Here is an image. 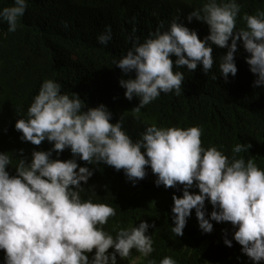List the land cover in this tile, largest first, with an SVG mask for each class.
I'll use <instances>...</instances> for the list:
<instances>
[{"label": "clouds", "instance_id": "9594fccd", "mask_svg": "<svg viewBox=\"0 0 264 264\" xmlns=\"http://www.w3.org/2000/svg\"><path fill=\"white\" fill-rule=\"evenodd\" d=\"M27 7L28 0H13L0 8V21L7 23L9 33L17 30ZM239 12L236 0H207L187 16L189 22L195 18L208 25L204 39L177 21L164 31L161 24L143 42L133 37L126 55L113 61L125 76L135 74L119 81L129 101L139 98L131 110L133 117L139 119L141 109L161 93L181 94L184 73L174 67L186 66L193 72L202 65L208 75L214 63L213 45L227 49L219 63L225 80L237 73L234 54L239 41L250 54L246 62L256 76L254 87L264 86V11L245 14L246 27L237 30ZM97 39L102 45L111 41V26H105ZM85 108L78 94H62L61 85L47 79L27 118L16 121L22 141L39 146L47 140L53 147L34 150L30 161L21 156L15 174L7 170L11 157L0 152L3 264H117V257L128 259L133 249L143 257L153 252L149 228L154 225L147 221L119 227L115 236L103 230L116 210L81 199V182L86 184L93 170L78 166L77 158L122 169L134 184L145 178L150 167L156 186H182V195H173L172 231L182 236L187 220L191 221L205 249L202 264H264V169L238 157L248 148L236 144L229 158L215 146H202L198 126L158 127L155 123L146 126L134 142L123 130L122 118L111 122L112 113L104 104ZM65 149L70 150L71 159L58 158ZM160 264L176 261L165 257Z\"/></svg>", "mask_w": 264, "mask_h": 264}, {"label": "trees", "instance_id": "16d2710c", "mask_svg": "<svg viewBox=\"0 0 264 264\" xmlns=\"http://www.w3.org/2000/svg\"><path fill=\"white\" fill-rule=\"evenodd\" d=\"M206 2L28 0L15 32L9 33L7 23L0 21V152H7L11 157L9 173L15 174L21 156L30 161L34 150L48 151L53 147L47 140L39 146L22 141V133L15 129L18 119L27 118L28 108L47 79L59 83L62 94H78L85 102V110L104 104L112 113L111 122L122 118L123 130L134 142L152 123L158 127L198 126L202 130L203 147L215 146L231 158L232 148L243 144L248 151L237 154L238 157L242 156L245 161L251 159L264 169V86L254 87L256 76L246 62L250 54L239 41L234 54L237 66L234 77L229 74L225 80L220 74V58L227 49L213 45L214 63L208 75L202 65L193 72L186 66L174 67V71L184 73L181 94L161 93L141 109L139 119L131 111L139 104V98L129 101L124 95L126 89L119 84L121 78L135 75L125 76L113 64L132 47L133 37L143 42L161 24L164 31L177 21L204 39L209 34L208 25L195 18L189 22L187 16ZM236 2L240 5L237 30L246 27L245 14L264 11V0ZM12 3L13 0H0V8ZM107 25L111 26L112 39L102 45L97 37ZM53 158H57L55 152ZM58 158L71 159L70 150L65 149ZM77 163L93 170L87 183L81 182L84 187L81 199L104 203L116 210V215L103 226L104 231L115 236L119 227L138 225L141 220L154 225L149 228L154 249L150 256L143 257L133 249L130 258L117 257V264H149L150 261L160 264L165 257H171L176 264H202L205 249L203 244L199 245L191 221L187 220L182 236L172 231L173 195L181 196L182 186H156V176L150 167H146L145 178L134 184L122 169L117 171L102 162L91 165L78 158ZM4 257V251L0 250V264Z\"/></svg>", "mask_w": 264, "mask_h": 264}]
</instances>
